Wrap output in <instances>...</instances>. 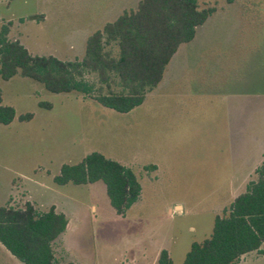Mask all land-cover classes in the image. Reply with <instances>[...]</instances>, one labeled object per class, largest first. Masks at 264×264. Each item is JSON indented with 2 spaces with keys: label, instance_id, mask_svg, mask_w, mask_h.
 I'll return each instance as SVG.
<instances>
[{
  "label": "rangeland",
  "instance_id": "rangeland-1",
  "mask_svg": "<svg viewBox=\"0 0 264 264\" xmlns=\"http://www.w3.org/2000/svg\"><path fill=\"white\" fill-rule=\"evenodd\" d=\"M139 0H0V25L32 55L80 59L88 35ZM214 7L181 44L142 104L120 113L30 78L0 77V206H50L69 221L70 254L88 264H151L166 249L182 264L215 215L255 178L264 158V0H197ZM51 104L50 108L39 102ZM32 118L20 121V114ZM98 151L138 178L139 198L115 213L102 182L55 184L62 164ZM176 205H180L176 206ZM237 264H248L252 254ZM0 264H22L0 244Z\"/></svg>",
  "mask_w": 264,
  "mask_h": 264
},
{
  "label": "trees",
  "instance_id": "trees-1",
  "mask_svg": "<svg viewBox=\"0 0 264 264\" xmlns=\"http://www.w3.org/2000/svg\"><path fill=\"white\" fill-rule=\"evenodd\" d=\"M214 7L199 8L197 0H139L85 41L80 59L32 55L17 39H9L11 21L0 25V77L19 74L41 83L53 93L76 92L103 107L125 113L139 106L155 88L178 47L191 41ZM39 106L51 104L40 101ZM16 113L2 104L0 123L9 124ZM32 118L20 114V121ZM255 178L233 198L229 209L215 215L211 234L191 243L182 264H237L240 257L259 249L264 241V159L254 169ZM53 181L92 184L102 182L117 215L137 201L141 186L136 175L116 160L92 151L74 164H62ZM69 226L54 206L38 211L30 201L21 207L0 206V244L22 264H76L60 262L54 240ZM155 264H172L166 249Z\"/></svg>",
  "mask_w": 264,
  "mask_h": 264
},
{
  "label": "crops",
  "instance_id": "crops-1",
  "mask_svg": "<svg viewBox=\"0 0 264 264\" xmlns=\"http://www.w3.org/2000/svg\"><path fill=\"white\" fill-rule=\"evenodd\" d=\"M177 51V50H176ZM175 54V53H174ZM173 54V55H174ZM172 58V57H171ZM171 60V59H170ZM170 62V61H169ZM168 62V63H169ZM166 69V68H165ZM165 71V70H164ZM163 75H164V73H163ZM162 80V79H161ZM160 83V82H159ZM158 83V84H159ZM154 89V88H153ZM152 89V90H153ZM151 90V91H152ZM151 91H149V92H151ZM148 92V93H149ZM147 93V94H148ZM146 94V95H147ZM146 97V96H145ZM264 159V158H263ZM262 159V160H263ZM261 163V162H260ZM259 163V164H260ZM259 164H257L256 163V165H253L250 169H255V167L257 166V165H259ZM31 202V201H30ZM32 203V202H31ZM33 205L35 206V204L33 203ZM176 206H179L180 207V205H176ZM57 211V210H56ZM64 213V212H63ZM66 230H68V229H66ZM65 232V231H64ZM64 232H62L55 240H54V242H53V248H54V251H55V256L58 258V260L60 261V262H68V261H73V262H75L76 264H88V263H86L84 260H77V259H74L72 256H71V258H68L67 260H63V259H60V256H59V254H58V251L56 252V247H54V245L55 244H59L61 247H60V252L62 253L63 251L64 252H67L68 254H70V252H69V248L66 246V244H65V239L63 238V233ZM248 254H252V257L249 259L250 261L248 262V264H264V241L262 242V244L260 245V247H259V249L258 250H256V251H251V252H248V253H246V254H243L241 257H240V259H239V261L237 262V263H239V262H241V260H245V258L246 257H244V256H246V255H248ZM157 255H158V253H157ZM156 258H157V256H156ZM155 263H156V261H155ZM154 263V261H152V263L151 264H155Z\"/></svg>",
  "mask_w": 264,
  "mask_h": 264
}]
</instances>
